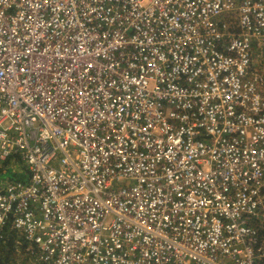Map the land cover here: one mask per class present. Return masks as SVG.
Returning <instances> with one entry per match:
<instances>
[{
    "label": "built area",
    "instance_id": "2783aa9c",
    "mask_svg": "<svg viewBox=\"0 0 264 264\" xmlns=\"http://www.w3.org/2000/svg\"><path fill=\"white\" fill-rule=\"evenodd\" d=\"M263 54L264 0H0V167L26 169L0 240L37 264H264Z\"/></svg>",
    "mask_w": 264,
    "mask_h": 264
},
{
    "label": "trees",
    "instance_id": "16d2710c",
    "mask_svg": "<svg viewBox=\"0 0 264 264\" xmlns=\"http://www.w3.org/2000/svg\"><path fill=\"white\" fill-rule=\"evenodd\" d=\"M21 169L26 172V169L23 166H21ZM3 170L2 167H0V172H3ZM25 172H15V174H12V177H8L6 179L16 178L19 180H26V177L23 176ZM248 224L256 228L258 237H260L261 233L264 234V227L259 229V217L253 218L251 220L249 219ZM16 231L7 229L3 239L0 240V264H14L15 256L18 254V252H29L32 249L33 251L36 250V248L31 243L24 239V236L20 234V231Z\"/></svg>",
    "mask_w": 264,
    "mask_h": 264
},
{
    "label": "rangeland",
    "instance_id": "374dc122",
    "mask_svg": "<svg viewBox=\"0 0 264 264\" xmlns=\"http://www.w3.org/2000/svg\"><path fill=\"white\" fill-rule=\"evenodd\" d=\"M235 16H236L235 13L227 14L224 17L222 16L220 18V20L221 21L224 20V21L228 22V24L232 25L233 24L232 21L236 20ZM251 52H252L251 55H256V52H257L256 43H254L252 45ZM252 67L258 69L264 76V67L259 68V63L253 62ZM2 170H3V172H0V182L2 180H6V178H8V177H12V174H15V172L13 170H10L9 168L3 167ZM263 220L264 219H259V229L264 227L263 226ZM260 235L262 237H264L263 233H261ZM17 251H19V250H17ZM30 252H31V250L29 252H27V251L26 252H18V254L15 256L14 264H37L36 261L34 260V256H33V255H36L35 251L32 252L33 255H30Z\"/></svg>",
    "mask_w": 264,
    "mask_h": 264
},
{
    "label": "crops",
    "instance_id": "0c3cea01",
    "mask_svg": "<svg viewBox=\"0 0 264 264\" xmlns=\"http://www.w3.org/2000/svg\"><path fill=\"white\" fill-rule=\"evenodd\" d=\"M263 60H264V57L262 59H253L251 63L252 64H253V62L254 63H259V68H262V67H264V61Z\"/></svg>",
    "mask_w": 264,
    "mask_h": 264
}]
</instances>
